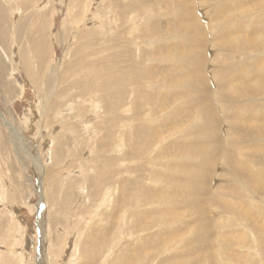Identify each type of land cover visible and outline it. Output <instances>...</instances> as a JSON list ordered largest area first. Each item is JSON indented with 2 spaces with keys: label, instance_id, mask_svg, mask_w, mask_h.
I'll return each mask as SVG.
<instances>
[{
  "label": "rangeland",
  "instance_id": "1",
  "mask_svg": "<svg viewBox=\"0 0 264 264\" xmlns=\"http://www.w3.org/2000/svg\"><path fill=\"white\" fill-rule=\"evenodd\" d=\"M129 1L92 0L88 6L87 0H0V111L22 138L18 143L0 119V253L7 256H0V264H70L78 258L77 264H103L101 257L107 256L119 235L123 241L108 264H229L231 254L248 255L252 264H264L263 239L256 230L264 225V192L253 186L255 181L264 183V135L256 133L264 126V0ZM128 11H133L134 23L125 22L120 30L136 27L138 46L123 38L116 50L109 49L116 45L109 42L103 47L102 38L109 37L104 35V23L116 24L119 14L124 23ZM194 14L196 21L191 20ZM183 27L197 28L198 35L180 34ZM89 28L99 31L98 39L103 40L99 46L84 40L83 32ZM117 30L110 34L115 37ZM148 32L154 37L144 38ZM244 39L250 40L249 45ZM43 41L49 43L44 53ZM94 48L96 70L97 63L112 75L123 69L120 81L132 73L111 121L109 112L96 116L91 103L97 93L80 97L85 91L78 86L90 77L88 54ZM119 53L117 68L112 56ZM183 54L196 55L192 69L178 62ZM43 55L48 66L39 71L35 66ZM76 70L87 77H76ZM28 76L37 78V86ZM196 76L205 77L209 88L231 79L241 90L252 87L255 94L225 103L216 94L232 91V84L207 96L202 92L187 96L181 82ZM56 78L64 82L54 95ZM206 97L220 115L212 132H206V119L197 113L198 101ZM74 99L88 101L87 118L78 117ZM136 99L140 111L131 104ZM108 100L113 102V96ZM104 105L109 106L107 101ZM234 108L241 113L235 114ZM82 119L87 122L77 125ZM145 126L157 129L159 138L145 139L138 131ZM120 127L124 135L114 137ZM236 127L241 133L234 132ZM108 128L112 131L108 141L114 137L125 144L104 156L101 142H107L103 137ZM145 132L151 134L147 128ZM229 138L241 144L229 147ZM202 148L205 158H197ZM123 151L128 158L134 151L137 158L107 164L108 156L121 158ZM34 159H41L43 172ZM106 165L111 179L101 196L95 193V176L106 178ZM121 177L129 180L125 186L120 185ZM199 189L203 193L196 192ZM182 197L186 203L197 202L203 212L173 203ZM125 199L129 205L123 212L111 214L114 207L122 209L120 201ZM39 247L42 261L37 257Z\"/></svg>",
  "mask_w": 264,
  "mask_h": 264
},
{
  "label": "bare ground",
  "instance_id": "2",
  "mask_svg": "<svg viewBox=\"0 0 264 264\" xmlns=\"http://www.w3.org/2000/svg\"><path fill=\"white\" fill-rule=\"evenodd\" d=\"M92 0H87V5L89 6L90 5V2H91ZM122 1V0H121ZM130 1H132V0H130ZM129 1V2H130ZM20 2L21 3H24V2H27V0H20ZM119 2V1H118ZM128 2V3H129ZM173 2H174V0H173ZM119 4V3H118ZM175 4V6H176V8L178 9V8H180V10L183 8V6H181L182 4L181 3H174ZM128 5H130V6H132V3H130V4H128ZM120 6H121V4H120ZM124 6V5H123ZM123 6H121V9H122V7ZM126 7V6H125ZM135 7V6H134ZM124 8V7H123ZM120 9V8H119ZM144 9H145V7H144ZM176 9V10H177ZM85 10V12H86V8L84 9ZM133 10V9H132ZM121 11V10H120ZM119 11V12H120ZM126 11V10H125ZM178 11V10H177ZM114 12H115V10H114ZM124 12V11H123ZM175 13V12H174ZM122 14V13H121ZM127 13H125L124 14V17H125V15H126ZM117 15H118V13H117ZM117 15H116V17H117ZM120 15V14H119ZM118 15V17L117 18H115V23L116 24H114L113 23V21H107V22H105L104 24H105V26L107 27V28H104V25L102 24L101 25V29L102 28H104L105 29V32H107V33H104V35H109V37L107 38V39H105V38H102L103 40H104V45H102L103 47H105L106 46V44H108V42L109 43H113L114 45H115V47H110L109 49L110 50H116V49H118V48H120V47H122V40H123V38H126V40L128 39L129 40V43L131 44L132 43V45H136V46H138L137 45V43H136V41H135V35H134V33L136 32L135 30H136V27H133L130 31H129V29H126V31L125 32H122L121 30H120V28L122 29V27H123V24H125V22H129V20L132 22V23H134V15H133V11H132V13L131 12H129L128 11V15H127V17L129 16V15H131L129 18H128V20H126L127 19V17L124 19V23H122V21L123 20H121V18H119V17H121V16H119ZM123 17V18H124ZM228 17V16H227ZM230 17V16H229ZM84 19H85V17H83ZM122 18V19H123ZM84 19H82V21H84ZM196 19H197V17H196V15L194 14L193 16H191V20H193V21H196ZM233 28V27H232ZM103 29V30H104ZM118 29V30H117ZM123 29H124V27H123ZM196 30H197V28H195ZM195 29H192L191 27H183V28H181V33L180 34H185V33H188V34H190V37H192V38H194V35L195 34H197L198 35V32L195 30ZM116 31L117 30V32H116V36L115 37H113V34H110V32H112V31ZM128 31H129V33H130V35H132V37H128ZM239 31V30H238ZM99 31H97V29L96 30H94V29H92V28H89V29H86L84 32H83V38H84V40H92V41H94L95 42V45L93 46V47H96V46H99V43H100V41H103V40H99L98 38H99V33H98ZM234 34V33H233ZM49 35V34H48ZM103 35V36H104ZM237 35V34H236ZM97 36V37H96ZM127 36V37H126ZM147 36V37H146ZM151 36H153L154 37V34H153V32L151 33V32H148V34H146L145 36H144V38H149V37H151ZM229 36H231V35H229ZM51 38V37H50ZM237 38V37H236ZM235 38V39H236ZM52 40V39H51ZM108 40V41H107ZM119 40H121V41H119ZM245 40V39H244ZM243 40V41H244ZM246 41H247V43H246ZM250 41V40H249ZM249 41L248 40H245V45H249ZM128 42V41H127ZM141 42H143V41H141ZM243 44V45H244ZM129 45V44H128ZM124 46V45H123ZM49 47V43L48 42H45V41H43V46H41V50H42V53H44L45 52V50L47 49ZM129 47V46H128ZM230 48V47H229ZM129 49V48H128ZM131 49V48H130ZM129 49V50H130ZM126 52V51H125ZM97 53V50L94 48L92 51H90L89 52V54L88 55H90V60H91V63H92V68H91V73H90V77L88 78V80L86 81V82H84L83 84H80V86H78V87H82V89L85 91V94H80V97L82 98V97H84V96H88V95H92V94H95V93H97L99 96V98L97 97H95V99H96V101H94V100H92L93 102L91 103V105L92 104H94V106H96V112L98 113L96 116H100V114H101V112H102V114L103 113H106V112H109L110 114L108 115L109 117V121H111L112 119H113V117L115 116H113V114H115V110L116 111H118L116 108H117V105H119V103H121V102H123V93H121V90L122 91H124L125 89H123L124 87L126 88V85H124L125 84V82L127 81V78L128 77H132V73H129L126 77H124L123 78V80L122 81H120V78L118 77V74H123L122 72L123 71H121V70H123V69H119L117 72H114L113 74L114 75H112V74H110V73H108L107 71H105V70H103L102 68H100L99 66H98V63L96 64V66H97V68H98V70H96L95 69V63H96V59H97V55H95ZM195 54H196V52H195ZM202 55V54H201ZM195 57H196V55H194ZM188 57V56H184V54L182 55V56H180V58H179V60H178V62H181L182 64L184 63V64H186L187 66L186 67H190L191 69L193 68L192 66H194L195 65V63H193V61L195 62L196 60H197V58H195V57ZM124 57V56H123ZM198 57V56H197ZM201 57V56H200ZM204 59V58H203ZM34 60H35V57H34ZM112 60H113V63H112V65H115L117 68L119 67V63H121V62H119V61H121V54L119 53L118 55L117 54H115V55H113L112 56ZM119 60V61H118ZM50 61V60H49ZM174 62V61H173ZM190 65V66H189ZM216 65V64H215ZM46 66H48V65H46V58H45V56L43 55V57L40 59V61L39 62H37V66H35V67H37V70H39V71H41L40 69H45L44 67H46ZM218 66V65H217ZM230 68V67H229ZM46 69H48V67L46 68ZM190 69V70H191ZM203 69V68H202ZM219 69H221L220 67H219ZM224 69V68H223ZM56 71V70H55ZM67 71H69V70H67ZM77 72H76V77H82V78H86L87 77V74H86V72H83L82 73V71H78V70H76ZM216 71V70H215ZM28 72L30 73V71L28 70ZM201 72H203V71H201ZM78 73V74H77ZM81 73H82V75H84V76H82L81 75ZM56 74H57V72H56ZM212 74V73H211ZM33 75V74H32ZM81 75V76H80ZM213 75V74H212ZM222 75V74H221ZM35 76L37 77V78H39V73H37V74H35ZM53 77H54V74L52 75ZM61 76V75H60ZM148 76V75H147ZM186 76V75H185ZM208 76H210V75H208ZM214 76V75H213ZM33 78V79H30V77L28 76L27 78L28 79H30L31 80V82H33L36 86H37V78ZM94 78V79H93ZM205 78V77H204ZM204 78H202V77H197L196 76V78H192V79H190V80H184L183 82H181L182 83V85L180 86V87H182L186 92H187V96H190V95H192V94H194V93H196V92H198V95H199V93L200 92H202L203 94L202 95H209V94H211L210 92H212V90L213 89H215L216 90V92H218V91H220V90H223V88H227V85L228 86H232V84L234 85V82H232L231 81V79L230 80H224V79H222L223 81L222 82H219L218 84H214V85H212L210 88L208 87L209 86V83L207 82V80H204ZM209 78V77H208ZM211 78V77H210ZM229 78V77H228ZM46 79V78H45ZM55 79V78H54ZM93 79V80H92ZM35 82H34V81ZM42 80V79H41ZM46 80H44V82H45ZM56 81L57 82H55L56 84V88H55V92H53V94L54 93H56L57 94V89H58V86L59 85H61V83L62 82H64L63 81V79L62 78H56ZM209 81V80H208ZM214 81V80H213ZM216 82V81H215ZM46 83H48V81H46L45 83H44V85L46 84ZM64 84V83H63ZM132 84V83H131ZM53 85H54V83H53ZM53 85H52V87H53ZM71 85V84H70ZM78 85H79V81H78ZM133 85V84H132ZM131 85V86H132ZM49 86V85H48ZM148 86V85H147ZM177 86H178V84H177ZM23 87V89L24 90H26V84H25V86H22ZM43 88H44V86H42ZM174 86H172V88H173ZM176 87V86H175ZM214 87V88H213ZM248 87V86H247ZM41 88V87H40ZM153 88V87H152ZM163 88V87H162ZM208 89L209 88V91L207 90V92L205 91L206 89ZM241 87L239 86V85H234V87L232 88V91H230V92H228L227 94H224V95H222V91L218 94H216V95H218V97L220 98V99H222V101H223V99L225 100L224 102L225 103H227V101L229 100V101H231L232 103H230V104H234L233 102L235 101L234 99L236 98H246V97H249L250 95H253V94H255V90L252 88V87H250V88H246V89H240ZM81 89V88H80ZM115 89V90H114ZM165 89V88H164ZM51 90V89H50ZM53 90V89H52ZM71 90H73V89H70L68 92L70 93V92H72ZM108 90L110 91V93L108 92ZM114 91V92H113ZM145 91V90H144ZM204 91H205V94H204ZM224 91V90H223ZM238 91H241V92H239L238 93ZM68 92H66L67 94H68ZM113 93L115 94V95H113ZM147 93V92H146ZM224 93V92H223ZM52 94V96L53 97H55L54 95H56V94H54L53 95ZM100 94H101V97H100ZM233 94H236L235 96L236 97H234V95ZM237 94L239 95V97L237 96ZM103 95V96H102ZM110 95H112L113 96V98H114V101L113 102H111V101H109L108 99H109V97H110ZM146 95V94H145ZM257 95V94H256ZM51 96V95H50ZM51 96V99L53 98ZM195 96H196V94H195ZM241 96V97H240ZM145 98V97H144ZM205 98V97H204ZM204 98H200L201 100H203V102H201V101H198V105H199V110H198V112L197 113H199V114H201V115H203L204 116V118L203 119H206V121L205 122H207L206 124V132L207 131H210V132H212L213 130H215L216 128L214 127L215 126V123L218 121V118L220 117V115H219V113L217 112V109H216V107L213 105V103H212V101H211V98H209V97H206V99H204ZM213 98H215L214 97V95H213ZM49 99V98H48ZM216 99V98H215ZM217 100V99H216ZM105 101H107V104L109 105L108 106V108H106L105 109V105H104V102ZM135 101H136V103H135ZM135 101H133V103H131L133 106H135V105H137V108L136 109H138L137 111H140V107H139V105H138V100L136 99ZM147 101L149 102V100L147 99ZM175 101V100H174ZM51 102H52V100H51ZM79 103H77V101H76V99H74V103H76L77 105H75V106H73V107H75L76 109H78L79 111H80V113H78V117H80V116H82L83 118H87L86 116H87V113H89V111H91L90 109H89V111H88V108H87V105H85L88 101H86V103H83L82 101H81V99H80V101H78ZM167 102V101H166ZM210 102L212 103V105L210 104ZM111 103V104H110ZM142 103V102H141ZM150 103H152V102H150ZM149 103V104H150ZM146 104V103H145ZM188 104H190L189 102H188ZM197 104V103H196ZM50 105V104H49ZM90 105V104H89ZM121 105V104H120ZM147 105V104H146ZM187 105V104H186ZM93 106V105H92ZM143 106V105H142ZM188 106V105H187ZM195 106V105H194ZM225 106V105H224ZM45 107V106H44ZM72 107V108H73ZM115 107V108H114ZM122 107V106H121ZM192 107V106H191ZM190 107V108H191ZM51 108V107H50ZM94 108V107H93ZM92 108V109H93ZM74 109V108H73ZM194 109V108H193ZM197 109V108H196ZM235 109V114H239V113H241L240 111H239V109L238 108H234ZM236 109H238V110H236ZM42 110V109H41ZM43 110H45V108L43 109ZM99 110H100V112H99ZM102 110V111H101ZM106 110V111H105ZM164 110V109H163ZM227 110V109H226ZM230 110V109H229ZM241 110V109H240ZM76 111V110H75ZM112 111V112H111ZM59 113V112H58ZM94 113V112H93ZM112 113V114H111ZM140 113V112H139ZM183 113V112H182ZM42 114V113H41ZM44 114H45V112H44ZM60 114H62V112L60 113ZM184 114V113H183ZM92 115V114H91ZM42 116V115H41ZM60 116V115H59ZM75 116H77V115H75ZM39 118V117H38ZM41 118V117H40ZM223 118V117H222ZM0 119L1 120H3V122H4V124H5V126L7 127V129L11 132L10 134L14 137V139H16L17 141H18V143H20L21 144V142H22V138H21V135L20 134H18V132H17V130L15 129V127H14V129H13V125H11L4 117H3V115H2V113H1V111H0ZM43 119V118H42ZM119 119V118H118ZM117 119V120H118ZM65 120H66V117H65ZM114 120V119H113ZM82 121L83 122H87V119H82L81 120V122H78L77 123V125H81L82 124ZM121 121H122V119L120 118L119 119V125L121 124ZM38 122H39V120H38ZM114 122V121H113ZM231 122V121H230ZM115 123V122H114ZM220 124L222 123V122H219ZM102 124V126L100 127L101 128V130H103V126H104V124H105V122L104 123H101ZM107 124V123H106ZM232 124H234V123H232ZM241 124V123H240ZM239 124V125H240ZM97 125V124H96ZM112 125V124H111ZM218 125V124H217ZM238 125V126H239ZM143 126V125H142ZM221 126V125H220ZM234 126V125H233ZM244 126V125H243ZM242 126V127H243ZM109 127H111L112 128V126H109ZM139 127V126H138ZM229 127V128H228ZM227 127V129H226V132H229L230 131V125ZM95 128H97V127H95ZM147 128V130H149L150 131V133L151 134H149L148 132V134L146 135V132H145V129ZM140 127L139 128V130L138 131H142L144 134H145V136H146V138L145 139H147V140H149L150 139V137H149V135H151V138H153V139H158L159 137H158V134H157V129H153V128H151V129H148L149 127H147V126H145V127ZM246 128V127H245ZM260 130L259 131H256V133L259 135L260 134V136H262V135H264V126H260ZM98 129V128H97ZM234 129V128H233ZM236 129V130H235ZM234 130V132H237V134L240 132H238V130H240L239 129V127L237 128H235ZM238 129V130H237ZM84 130H85V127H84ZM119 130V131H118ZM107 131H108V133L107 134H105V137H103L102 139H103V141H107V142H101V143H104V145H105V148H103L102 150H103V152L104 153H106V154H104V156L105 155H108L109 153H110V151H111V149H112V147H113V149L114 148H116V147H118V149L120 148V146L122 145V144H125V141H123V143L121 144V142L120 141H117V142H115L114 140V137L116 136L117 137V135L118 134H120V137H122L123 135H124V131H122V128L120 127V128H118L116 131H118V132H115V134H114V137H113V139L111 140V141H108L107 140V137L111 134V130H110V128H108L107 129ZM232 131V135H233V130H231ZM88 132V131H87ZM218 132V131H217ZM216 132V133H217ZM155 133L157 134V135H155ZM219 133V132H218ZM241 133V132H240ZM153 134V135H152ZM210 134V133H209ZM213 134H215V133H213ZM212 134V135H213ZM219 135V134H218ZM231 135V134H230ZM217 136V135H216ZM216 136L214 135L213 136V138L212 139H215L216 138ZM230 137V136H229ZM211 138V137H210ZM125 140V139H124ZM227 140V139H226ZM99 141H101V140H99ZM135 141V140H134ZM138 140H137V138H136V141L135 142H137ZM16 142V141H15ZM117 143V146L115 145V143ZM227 142V145H229V147L231 146V147H233V148H236V147H238V145H240L241 143H238L237 142V139L235 138L234 140H232V139H228V141H226ZM255 142H260V140L259 141H256L255 140ZM100 143V144H101ZM106 143V144H105ZM120 143V144H119ZM99 144V145H100ZM111 145V146H110ZM138 147V146H137ZM222 148V147H221ZM20 149H22V148H20ZM117 149V148H116ZM204 148H202V149H200V150H198V152H197V158L199 157H204L205 158V156H204V152L202 151ZM216 149V148H215ZM219 149V148H218ZM25 150V149H24ZM139 150V149H138ZM112 151H114V150H112ZM217 150H215L214 152H211V153H209V155L208 156H213L214 154H215V152H216ZM133 152V154H132V156H131V158H128V153H124V151H123V155H122V157L121 158H116V157H114V158H112V157H110V156H108V158H109V162L107 163L108 165H110V164H114V165H116V160L118 161V162H120L121 163V160H128L129 162H130V159H136L137 158V154L135 155V152L134 151H132ZM139 152V151H138ZM140 153V152H139ZM220 153V152H219ZM29 155V154H28ZM181 155V154H180ZM104 156L102 157V158H104ZM100 157V158H101ZM107 157V156H106ZM181 157H184V156H181ZM52 159V158H51ZM106 159V158H105ZM208 159V158H207ZM227 159H228V157H227ZM205 159H203V163H204V165L205 164H207V160H205ZM229 160V159H228ZM34 161L36 162V164L38 165V167H39V169L41 170L40 172H43V164H42V162H41V159H34ZM98 161V160H97ZM106 161V160H105ZM229 161H231V160H229ZM99 162H101V161H99ZM102 164H104L105 165V163H102ZM150 164V163H149ZM209 164V163H208ZM230 164V163H229ZM108 165H106V166H104V170L106 171V173H105V176H106V174L108 175L109 173V170H107L109 167H108ZM151 165V164H150ZM233 165V164H232ZM235 167H237V165L235 166ZM101 168H102V166H101ZM239 168V167H238ZM110 169V168H109ZM244 170V169H243ZM238 171H239V169H238ZM115 172V171H114ZM120 172V171H119ZM122 172V171H121ZM120 172V173H121ZM259 172H263L262 171V169L260 168V170H259ZM103 173V172H102ZM111 173V172H110ZM99 174H100V172H99ZM110 175H113V174H110ZM117 175V174H116ZM259 175V174H258ZM257 175V176H258ZM113 177H115V174L112 176V178ZM118 177V176H117ZM96 178H98L97 180H95L96 182H95V185H94V182H93V185L94 186H96V191H95V193H98L99 192V194L102 196V192L104 191V189L106 188V186H107V181L109 180V179H111V178H109V176H106V178H104V177H100V176H95V179ZM121 178H123V177H121ZM159 178V177H158ZM202 178V177H201ZM249 178H252V177H249ZM106 179V180H105ZM203 179V178H202ZM256 179V178H255ZM254 179V180H255ZM254 180L252 181V182H254ZM127 181H129L128 179L126 180V178H123V180H121V182H120V185H121V183L122 184H124V186L126 185L124 182H127ZM153 181H155V180H153ZM201 181V180H200ZM181 182V181H180ZM195 182H196V180H195ZM247 182H250V179H249V181H247ZM254 185V187L256 188V190L257 191H260V190H262L263 192H264V183H262L261 181L260 182H254L253 183ZM0 187L2 188V185H0ZM124 188V187H123ZM127 188V187H126ZM254 188V189H255ZM191 189V188H190ZM210 189V188H209ZM2 190H3V188H2ZM42 190V189H41ZM124 190V189H123ZM192 191V190H191ZM195 192V191H194ZM196 192H198V193H201L202 191L199 189V190H197ZM250 192V191H249ZM203 193V192H202ZM44 194V193H43ZM196 194V193H195ZM205 194V193H204ZM209 194V193H208ZM42 195V194H41ZM112 197H115V193L114 192H112ZM199 195V194H198ZM202 195V194H201ZM207 195V194H206ZM205 196V195H204ZM42 197L44 198V195H42ZM201 197V196H200ZM225 197V196H224ZM43 198H41V201H40V204L43 202V205L45 204V200L43 199ZM4 199V198H3ZM202 199H204L203 197H202ZM116 200V199H115ZM127 200L128 199H125V201L123 200L122 201V204H121V201H120V205H122V207L119 205V207L120 208H122L121 210L119 209H117V208H115L114 207V209H113V212L111 213V214H113L114 215V213H117V214H119L120 212H123V208L124 207H126L127 205H129V203L127 202ZM173 203H179V204H181V206H189V207H195V209H197L196 210V212H197V214H199V213H201V211L203 212V210L201 209V207H199V209L197 208V206H196V204H197V202H195V201H189L188 203H186V198H174L173 200ZM198 201V200H197ZM203 204V203H202ZM202 206V205H201ZM43 207V206H42ZM41 207V208H42ZM43 209V208H42ZM41 209V210H42ZM206 208H204V210H205ZM42 212V211H41ZM206 213V212H205ZM117 214H115L114 216H116ZM207 214V213H206ZM242 216V215H241ZM99 218L101 217L100 215L98 216ZM244 217V216H243ZM173 218V217H172ZM40 219V218H39ZM115 220V218H112L110 221H114ZM103 222V221H102ZM97 224V223H96ZM255 224V223H254ZM256 224H258V223H256ZM40 225V224H39ZM259 225V224H258ZM257 225V226H258ZM106 226V225H105ZM104 226V227H105ZM111 226V225H110ZM40 229V228H39ZM110 229V228H109ZM106 230V229H105ZM132 229H130V231H131ZM257 230V233L259 234V235H261V238L263 239L262 240V250H263V255H264V225H262L261 227H259V228H257L256 229ZM129 231V232H130ZM40 236V235H39ZM118 240L119 241H117V242H115L114 244H113V246L111 245V246H109L108 247V252H107V256H105V257H101L102 259H103V264H108L107 262L109 261V259L111 258V255H112V253H113V251H114V249H116L117 248V246H119V243H121L122 241H123V239H122V236L121 235H119V238H118ZM41 246H42V242H41ZM124 246H126V245H124ZM42 247H39V251H38V254H37V257H38V260H40V261H42V249H41ZM100 249H102V248H100ZM234 249V248H233ZM116 250H118V249H116ZM128 250H130V249H128ZM257 250V249H256ZM199 251V250H198ZM93 253H95V251L93 250L92 251ZM125 252V251H124ZM73 254V253H72ZM214 255V254H213ZM0 256L2 257V258H7V256H4V253H0ZM206 256V255H205ZM10 257H11V255H10ZM122 257V256H121ZM249 256L247 255L246 257H243V256H241V255H238V254H231V256H230V260H229V264L231 263V264H252V262H250L247 258H248ZM119 258V257H118ZM17 260H18V255H17V258H16ZM79 259V258H78ZM78 259H77V262L75 263V261L76 260H73V261H71L70 260V264H77L78 263ZM123 259V258H122ZM20 260H21V257H20ZM124 260V259H123ZM3 261H5V263L6 262H8L7 261V259H4ZM10 261V260H9ZM118 261V260H117ZM119 261H120V259H119ZM131 261H133V259L131 260ZM19 262H22V261H19ZM123 263V262H122ZM214 264V263H213Z\"/></svg>",
  "mask_w": 264,
  "mask_h": 264
}]
</instances>
